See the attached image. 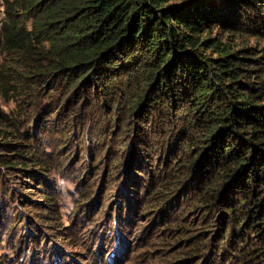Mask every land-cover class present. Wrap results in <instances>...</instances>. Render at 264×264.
Here are the masks:
<instances>
[{"label":"trees","instance_id":"16d2710c","mask_svg":"<svg viewBox=\"0 0 264 264\" xmlns=\"http://www.w3.org/2000/svg\"><path fill=\"white\" fill-rule=\"evenodd\" d=\"M250 11L260 22L249 20ZM215 28L220 34H213ZM83 85L110 103L118 95L129 116L135 108L136 114L147 107L162 113L168 135L175 128L181 134L175 144L181 153L173 161L177 175L189 168L198 170V179L209 168L218 173L197 193L204 218L217 212L216 233L205 242L210 253L186 252L173 264H206L212 253L232 264L229 242L241 264L264 256L260 0H0V102L18 107L13 116L0 107L3 169L33 172L27 168L37 164L21 154L16 140L30 136L23 125L27 129L31 121L18 120L23 103L34 105L55 91L59 102L67 100ZM40 195L45 201L39 204L50 211L54 199L45 191Z\"/></svg>","mask_w":264,"mask_h":264},{"label":"rangeland","instance_id":"374dc122","mask_svg":"<svg viewBox=\"0 0 264 264\" xmlns=\"http://www.w3.org/2000/svg\"><path fill=\"white\" fill-rule=\"evenodd\" d=\"M241 16L247 20L245 10ZM96 92L83 85L67 100L59 102L55 91L20 107L18 120L31 121L23 125L30 136L16 140L37 164L27 168L33 172L0 166V264H173L186 252L209 254L205 242L216 233L217 212L204 218L197 193L218 173L209 168L198 179L189 168L177 175L181 134L175 128L168 135L162 113L135 108L129 116L118 95L110 103ZM15 106L0 102L10 116ZM43 191L54 199L50 211L39 204ZM226 249L236 256L233 244ZM232 256V264H241ZM222 257L212 253L206 264H224ZM254 262L264 264V256Z\"/></svg>","mask_w":264,"mask_h":264}]
</instances>
